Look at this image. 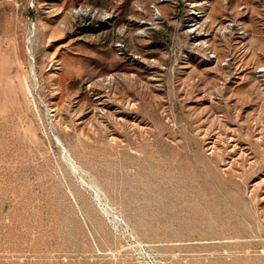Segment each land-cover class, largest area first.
Segmentation results:
<instances>
[{
	"label": "rangeland",
	"instance_id": "rangeland-1",
	"mask_svg": "<svg viewBox=\"0 0 264 264\" xmlns=\"http://www.w3.org/2000/svg\"><path fill=\"white\" fill-rule=\"evenodd\" d=\"M179 1L0 0V264H264V0Z\"/></svg>",
	"mask_w": 264,
	"mask_h": 264
},
{
	"label": "built area",
	"instance_id": "built-area-1",
	"mask_svg": "<svg viewBox=\"0 0 264 264\" xmlns=\"http://www.w3.org/2000/svg\"><path fill=\"white\" fill-rule=\"evenodd\" d=\"M115 217L123 224V226L125 227L127 234H128V239L130 241H133V243H136L140 246H142V243L138 240V238L134 235V233H132V231H130V227L128 224H126L124 221H122L120 219V217H118V215L115 213Z\"/></svg>",
	"mask_w": 264,
	"mask_h": 264
},
{
	"label": "crops",
	"instance_id": "crops-1",
	"mask_svg": "<svg viewBox=\"0 0 264 264\" xmlns=\"http://www.w3.org/2000/svg\"><path fill=\"white\" fill-rule=\"evenodd\" d=\"M183 2V0H180L179 3Z\"/></svg>",
	"mask_w": 264,
	"mask_h": 264
}]
</instances>
